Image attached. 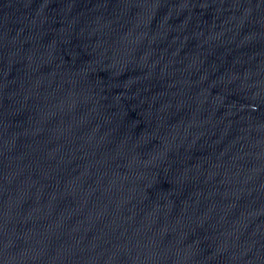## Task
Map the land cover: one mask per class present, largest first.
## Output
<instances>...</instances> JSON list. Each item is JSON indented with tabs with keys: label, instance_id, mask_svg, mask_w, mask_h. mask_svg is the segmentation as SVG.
I'll return each instance as SVG.
<instances>
[{
	"label": "water",
	"instance_id": "95a60500",
	"mask_svg": "<svg viewBox=\"0 0 264 264\" xmlns=\"http://www.w3.org/2000/svg\"><path fill=\"white\" fill-rule=\"evenodd\" d=\"M0 264H264V0H0Z\"/></svg>",
	"mask_w": 264,
	"mask_h": 264
}]
</instances>
